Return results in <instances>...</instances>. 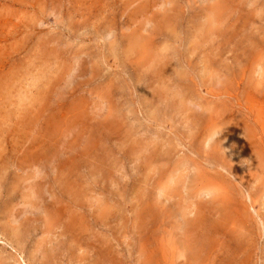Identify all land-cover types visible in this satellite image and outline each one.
<instances>
[{
  "label": "rangeland",
  "instance_id": "rangeland-1",
  "mask_svg": "<svg viewBox=\"0 0 264 264\" xmlns=\"http://www.w3.org/2000/svg\"><path fill=\"white\" fill-rule=\"evenodd\" d=\"M186 247L264 264V0H0V264Z\"/></svg>",
  "mask_w": 264,
  "mask_h": 264
},
{
  "label": "bare ground",
  "instance_id": "bare-ground-1",
  "mask_svg": "<svg viewBox=\"0 0 264 264\" xmlns=\"http://www.w3.org/2000/svg\"><path fill=\"white\" fill-rule=\"evenodd\" d=\"M191 243V242H190ZM188 245V244H187ZM186 245V246H187ZM185 250H186V254H187V256L188 257H190V259H192L194 262H197V263H200L201 264V261L200 260H202V261H204L206 258H204L202 255V251L200 252L199 251V248H190V247H186L185 248ZM199 252V253H198ZM200 253L202 254V255H200ZM208 254V253H207ZM184 255V254H183ZM186 258V257H185ZM187 261V260H186ZM192 261V262H193ZM193 264H195V263H193Z\"/></svg>",
  "mask_w": 264,
  "mask_h": 264
}]
</instances>
